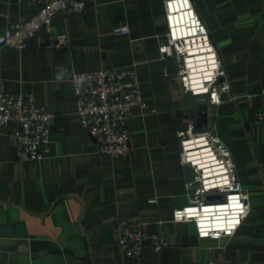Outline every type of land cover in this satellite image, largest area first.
Segmentation results:
<instances>
[{
    "label": "crops",
    "instance_id": "0c3cea01",
    "mask_svg": "<svg viewBox=\"0 0 264 264\" xmlns=\"http://www.w3.org/2000/svg\"><path fill=\"white\" fill-rule=\"evenodd\" d=\"M191 3L230 84L218 105L184 93L174 58H160L163 0H86L82 12L51 20L66 46H49L40 28L25 48L0 49V92L32 94L54 114L40 159H19L0 133V238L17 243L8 264H264V124L254 122L258 99L244 97L264 87V0ZM37 9L32 0H0V29ZM117 26L128 33L113 34ZM131 66L146 107L128 117L130 153L113 157L99 152L80 125L70 78L74 71ZM61 69L68 77L58 83ZM187 123L227 146L248 193L250 211L230 237L200 238L192 222L172 220L173 210L188 203L192 170L179 160L177 137ZM120 218L145 223L168 246L125 257L117 244Z\"/></svg>",
    "mask_w": 264,
    "mask_h": 264
},
{
    "label": "built area",
    "instance_id": "2783aa9c",
    "mask_svg": "<svg viewBox=\"0 0 264 264\" xmlns=\"http://www.w3.org/2000/svg\"><path fill=\"white\" fill-rule=\"evenodd\" d=\"M32 2L38 9L27 21L0 29V49L25 48L40 28L47 32L49 46H66L65 35L53 34L50 30L53 16L80 13L86 8V0ZM163 6L166 33L165 41L158 47L160 58H174L184 93L205 95L208 105L222 103L230 84L191 0H163ZM112 32L124 35L128 28L117 26ZM82 74L87 76V83L78 89L74 80ZM164 75H168L166 68ZM70 80L80 125L95 138L98 151L113 157L128 155V117L132 108L146 107L135 68L74 71ZM244 97L258 99L254 122L264 124V87ZM53 118L54 114L34 103L32 94L0 92V133L5 132L21 160L40 159L48 152L49 125ZM177 137L179 160L191 168L192 176L185 186L188 203L173 210L172 220L192 222L200 238L232 236L248 215L250 204L247 191L236 178L229 149L214 132L197 131L192 123L180 128ZM116 228L117 244L125 257L139 256L144 246L155 252L168 246L162 235L148 232L143 222L120 218Z\"/></svg>",
    "mask_w": 264,
    "mask_h": 264
},
{
    "label": "water",
    "instance_id": "95a60500",
    "mask_svg": "<svg viewBox=\"0 0 264 264\" xmlns=\"http://www.w3.org/2000/svg\"><path fill=\"white\" fill-rule=\"evenodd\" d=\"M16 249H17V243L12 242L11 240L0 238V264H8L9 260L12 258V255L16 251Z\"/></svg>",
    "mask_w": 264,
    "mask_h": 264
},
{
    "label": "clouds",
    "instance_id": "9594fccd",
    "mask_svg": "<svg viewBox=\"0 0 264 264\" xmlns=\"http://www.w3.org/2000/svg\"><path fill=\"white\" fill-rule=\"evenodd\" d=\"M68 77V73L66 70L61 69V71L57 72L55 75V80L60 83L65 81V79ZM75 85L77 86V88L79 89L80 87H82L83 85H85L87 83V76L82 74L79 76V78L74 80ZM179 215V214H177Z\"/></svg>",
    "mask_w": 264,
    "mask_h": 264
},
{
    "label": "rangeland",
    "instance_id": "374dc122",
    "mask_svg": "<svg viewBox=\"0 0 264 264\" xmlns=\"http://www.w3.org/2000/svg\"><path fill=\"white\" fill-rule=\"evenodd\" d=\"M190 110H191V111H195V110H196V106H195L194 104H192V105L190 106Z\"/></svg>",
    "mask_w": 264,
    "mask_h": 264
}]
</instances>
